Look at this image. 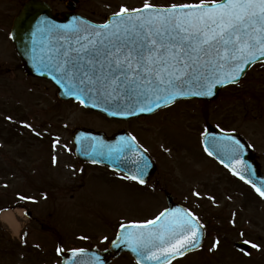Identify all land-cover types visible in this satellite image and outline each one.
Returning a JSON list of instances; mask_svg holds the SVG:
<instances>
[{
	"label": "rangeland",
	"instance_id": "374dc122",
	"mask_svg": "<svg viewBox=\"0 0 264 264\" xmlns=\"http://www.w3.org/2000/svg\"><path fill=\"white\" fill-rule=\"evenodd\" d=\"M20 2L0 0V72L11 71L0 75V210L5 206L23 209L31 212L32 218L25 212L18 216L19 233L0 222V264H61L57 249L105 247L119 224L144 220L160 209L162 203L151 187L152 192L104 166L77 159L72 132L80 125L109 133L130 128L144 134L159 174L173 193L182 198L192 186L204 185L205 190L209 188L219 196L214 200L216 210L210 207L211 211H220L225 204L229 207L220 223L225 224L227 216L240 208L237 223L241 229L248 225L255 232L249 239L257 248L251 247L248 255L229 250L225 243L222 252H216L219 234L212 232L203 253L175 264H218L223 256L228 264H264L263 198L257 194L250 198L252 193L244 192L243 186L235 189L221 167L207 158L201 138L206 123L238 129L255 143L264 168V62L255 65L237 85L221 90L212 101H184L155 117L114 122L77 102L61 100L51 81L25 74L10 37ZM52 2L60 5L62 0ZM84 2L86 10L82 12L103 21L121 7L133 9L146 0ZM147 2L170 5L198 0ZM244 233H230L226 238L234 244ZM113 264L136 263L122 255Z\"/></svg>",
	"mask_w": 264,
	"mask_h": 264
},
{
	"label": "snow or ice",
	"instance_id": "6c2138e0",
	"mask_svg": "<svg viewBox=\"0 0 264 264\" xmlns=\"http://www.w3.org/2000/svg\"><path fill=\"white\" fill-rule=\"evenodd\" d=\"M32 35L37 70L53 73L66 95L82 106L109 105L111 116L153 113L178 99L211 97L218 85L238 83L249 66L264 62V0H198L164 7L146 0L141 8L121 7L110 23L41 20ZM242 147L230 141L233 155ZM138 148L135 137H122L116 145L94 144L89 154L117 164L130 159L135 170L121 179L143 184L148 162ZM256 191L264 197V189ZM202 227L191 213L164 211L145 223L122 224L118 239L140 261L170 264L198 246Z\"/></svg>",
	"mask_w": 264,
	"mask_h": 264
},
{
	"label": "water",
	"instance_id": "95a60500",
	"mask_svg": "<svg viewBox=\"0 0 264 264\" xmlns=\"http://www.w3.org/2000/svg\"><path fill=\"white\" fill-rule=\"evenodd\" d=\"M113 16L110 17L108 23L111 22ZM77 19L84 20L81 17L72 16V15H67L65 19H58L52 14L50 6L45 2L41 0H28L23 4L20 13L15 17L11 32V36L15 42L17 52L26 70V74L51 79L58 86L59 96L62 99H70V98L75 99V98L71 95H66V89L64 87L63 82L57 83L56 80L54 79L53 73L41 72L37 70L34 61L32 59L33 56L32 34L36 31L37 26L41 24V20L48 21L55 25H69L72 24ZM36 52L37 54L39 53V45L36 46ZM221 86L222 85H218L213 90L214 94L211 97H203V98L211 99L216 97ZM91 108L101 110L103 112H110L114 110L111 106L105 105L103 103H99L97 107H91ZM105 109H107V111H105ZM116 117H119V115H117ZM234 136H239V135L235 133H228L221 130H217L215 128H209L203 137L204 145L207 148V150L212 153L213 156L218 158L224 164L228 165L232 170L234 169L237 172V174L243 176L247 180L252 181L253 183L256 184L258 188L264 189V174L260 172V165L257 163V161L252 156V154H248V155L243 154L240 156H234L233 153H231L230 151L224 150V145L226 143H230V141H233L231 137ZM122 137L125 139H130V137L123 135L122 136L118 135L109 138L102 133H96L93 131L79 128L76 130L74 134V140L76 143V154L82 160L96 161L97 163L106 164L112 168L124 171L127 174H131V172L135 170L136 166L132 164L130 159L119 162V164H117V162H115L112 158L89 154L92 152V146L94 144H97L99 142L106 146L116 145L119 143ZM140 152H143V155L148 162V168L146 169L144 175L141 176L140 178L143 181H147L148 178L154 173L155 165L152 159L150 158V156L145 151H143V149L139 147L137 149V153ZM169 204L170 207L167 211H172L178 208V206H175L174 202L171 199ZM119 235H121V228L118 232V236ZM118 236L117 239L111 245V248L105 251H100L98 249L83 250V254L77 256H73V252L74 251L79 252L80 250H72L67 252L61 251L60 254L63 257L62 264H109L111 260L119 256L123 252L132 253L137 259V261H140V257H138L137 254L134 253L126 243L118 239ZM174 258H171L170 261ZM140 263L156 264L155 261H146V260L140 261Z\"/></svg>",
	"mask_w": 264,
	"mask_h": 264
},
{
	"label": "flooded vegetation",
	"instance_id": "af4514ba",
	"mask_svg": "<svg viewBox=\"0 0 264 264\" xmlns=\"http://www.w3.org/2000/svg\"><path fill=\"white\" fill-rule=\"evenodd\" d=\"M55 1V0H53ZM67 2L68 0H62V3L60 5H55L52 2V7L53 10L56 14L58 15H64L66 12H76V13H80L82 15H85L82 11L86 10L84 8L85 5H83L84 0H76L73 3L70 2V4H72L74 6V10H70L67 6ZM9 74V72H0V75H7ZM245 138L247 139V141L250 143V145L252 146V149L255 152L256 149V145L255 143L247 136L245 135ZM257 157H260L261 155H257ZM261 158V157H260ZM164 177L161 176V174H157L155 177V181L153 183H151V187L155 188L152 189L156 194H154L155 196H161V194L164 196L166 191H172L170 189V187L168 186L167 183L163 182L165 180H163ZM199 187H202V190L199 189ZM152 190H150L152 192ZM175 198L180 201L181 203H183L184 205H187L190 209H192L194 207V211L200 215L201 217V221L204 223V225L206 226L207 232L210 230V222L216 220V216L214 218L212 211L210 210V202L208 199V190H205V186L204 185H194L191 187V189H189L188 192H186V194L181 198V196H178L174 193ZM193 197L195 199H193ZM228 206L225 204L224 205V209L223 211L220 213V220H222L225 216H226V212L228 210ZM193 210V209H192ZM227 220V218H226ZM225 220V223H226ZM251 222V220L249 221V223ZM217 229L221 235V237H224L226 235V233H237L238 231H240L241 229L239 227L235 226H231L230 224H224V223H219L217 225ZM246 232L248 234V236H250L251 234H253L251 229H246Z\"/></svg>",
	"mask_w": 264,
	"mask_h": 264
},
{
	"label": "bare ground",
	"instance_id": "6f19581e",
	"mask_svg": "<svg viewBox=\"0 0 264 264\" xmlns=\"http://www.w3.org/2000/svg\"><path fill=\"white\" fill-rule=\"evenodd\" d=\"M16 213H18L19 215H22V210L21 209H17V210H4L1 214V218L3 220L4 223H6L10 229L12 231H14L15 233H19L20 230V222L16 216Z\"/></svg>",
	"mask_w": 264,
	"mask_h": 264
}]
</instances>
